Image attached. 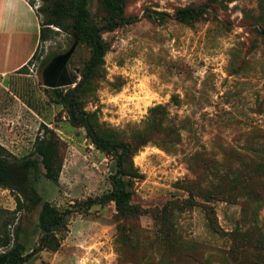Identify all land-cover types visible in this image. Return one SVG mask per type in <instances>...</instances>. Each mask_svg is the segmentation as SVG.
Returning a JSON list of instances; mask_svg holds the SVG:
<instances>
[{
  "label": "rangeland",
  "instance_id": "rangeland-1",
  "mask_svg": "<svg viewBox=\"0 0 264 264\" xmlns=\"http://www.w3.org/2000/svg\"><path fill=\"white\" fill-rule=\"evenodd\" d=\"M186 7L194 18L183 23L175 13ZM88 8L103 25L100 1ZM51 28L58 33L31 64L0 78V145L22 158L43 126L52 130L58 180L41 170L30 182L71 212L60 248L24 264H264V0H124V23L102 35L103 62L79 100L100 132L139 146L131 159L142 179L123 177L138 206L128 218L113 203L86 208L111 190L115 160L70 125L43 85L47 64L74 48L66 64L74 88L90 57ZM15 208L0 189V226L9 223L11 238L17 229L30 252L41 236L38 210Z\"/></svg>",
  "mask_w": 264,
  "mask_h": 264
},
{
  "label": "trees",
  "instance_id": "trees-1",
  "mask_svg": "<svg viewBox=\"0 0 264 264\" xmlns=\"http://www.w3.org/2000/svg\"><path fill=\"white\" fill-rule=\"evenodd\" d=\"M41 1L43 4L36 10L40 21L39 46L58 33L51 28L56 27L59 31L72 35L74 40L87 47L90 52L89 59L84 63L80 82L74 88L52 90L56 103L64 106L72 127L84 129L95 149L115 160V171L110 179L111 190L85 202L86 208L113 203L120 218L131 217L138 213V206L131 204L132 192L127 189L123 177L130 180L142 179V175L133 167L131 159L139 146H131L118 140L114 133L100 132L92 120V115L81 108L79 100L83 85L93 78L103 62L105 46L102 35L124 23V0H99L106 15V21L101 26L91 22L88 8L90 0ZM188 8L191 7L178 10L175 13L176 19L183 23L191 22L194 16ZM38 48L27 65L37 57ZM47 63L41 62L44 66ZM156 110L157 108L152 109L151 112ZM144 143L139 145L144 146ZM41 170L47 179L53 183L57 182L61 170L59 140L47 126H43L42 133L36 137L33 151L22 158H17L0 145V189L14 195V213L38 210L37 228L41 232L37 246L27 252L18 239L17 229L15 236L11 238L7 232L9 223L3 222L0 226V264H24L43 250L57 251L60 248L59 235L66 230V218L71 212H59L36 191L30 182V176L36 179ZM211 225L215 227V224Z\"/></svg>",
  "mask_w": 264,
  "mask_h": 264
},
{
  "label": "crops",
  "instance_id": "crops-1",
  "mask_svg": "<svg viewBox=\"0 0 264 264\" xmlns=\"http://www.w3.org/2000/svg\"><path fill=\"white\" fill-rule=\"evenodd\" d=\"M33 8L29 0H0V78L27 66L39 46L40 21Z\"/></svg>",
  "mask_w": 264,
  "mask_h": 264
},
{
  "label": "water",
  "instance_id": "water-1",
  "mask_svg": "<svg viewBox=\"0 0 264 264\" xmlns=\"http://www.w3.org/2000/svg\"><path fill=\"white\" fill-rule=\"evenodd\" d=\"M72 48L68 53L54 57L47 64L42 73L43 85L48 89H61L72 86L73 78L66 68L70 55L73 53ZM78 72V70H76Z\"/></svg>",
  "mask_w": 264,
  "mask_h": 264
},
{
  "label": "flooded vegetation",
  "instance_id": "flooded-vegetation-1",
  "mask_svg": "<svg viewBox=\"0 0 264 264\" xmlns=\"http://www.w3.org/2000/svg\"><path fill=\"white\" fill-rule=\"evenodd\" d=\"M70 73V72H69Z\"/></svg>",
  "mask_w": 264,
  "mask_h": 264
}]
</instances>
